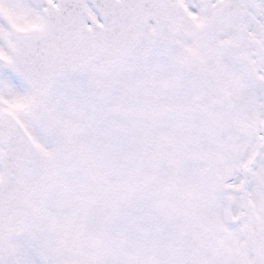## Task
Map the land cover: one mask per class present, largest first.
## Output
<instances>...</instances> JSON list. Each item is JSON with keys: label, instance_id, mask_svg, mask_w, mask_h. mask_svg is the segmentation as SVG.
Instances as JSON below:
<instances>
[{"label": "snow or ice", "instance_id": "6c2138e0", "mask_svg": "<svg viewBox=\"0 0 264 264\" xmlns=\"http://www.w3.org/2000/svg\"><path fill=\"white\" fill-rule=\"evenodd\" d=\"M0 264H264V0H0Z\"/></svg>", "mask_w": 264, "mask_h": 264}]
</instances>
